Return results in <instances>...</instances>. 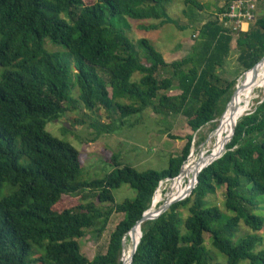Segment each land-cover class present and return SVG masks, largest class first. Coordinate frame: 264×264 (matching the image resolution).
Instances as JSON below:
<instances>
[{"label": "trees", "instance_id": "obj_1", "mask_svg": "<svg viewBox=\"0 0 264 264\" xmlns=\"http://www.w3.org/2000/svg\"><path fill=\"white\" fill-rule=\"evenodd\" d=\"M232 1L201 27L193 55L168 64L147 40L140 41L143 56L137 51L128 19L178 26L167 11L171 0H95L91 5L85 0H0V264H122L123 241L151 207L160 184L179 176L194 137L186 138L182 154L164 170L138 172L113 156L114 171L84 181L79 151L48 133L47 123L76 109L78 102L89 112L108 114V125H91L106 133L147 109L163 117L184 116L193 133L218 119L227 121L247 102L235 95L226 110L237 82L223 83L218 73L233 42L243 74L264 57V11L235 39L218 19ZM186 4L203 10L198 0ZM48 44L61 50L51 51ZM168 69L174 70L171 77L158 76ZM175 82L181 93L172 96ZM224 148L226 153L201 172L190 197L142 225L133 264H217L205 235L227 264H264V239L258 234L264 215L257 210L264 202V100L238 120L232 141L227 137L219 151ZM193 183L194 177L189 188ZM123 185L136 196L116 203L114 191ZM223 187L224 209L231 217L208 201ZM114 214L123 219L106 253L88 259L79 241L87 230L101 235ZM241 225L253 233L238 237Z\"/></svg>", "mask_w": 264, "mask_h": 264}, {"label": "rangeland", "instance_id": "obj_2", "mask_svg": "<svg viewBox=\"0 0 264 264\" xmlns=\"http://www.w3.org/2000/svg\"><path fill=\"white\" fill-rule=\"evenodd\" d=\"M198 1L202 5L203 10H198L186 4V0H171L167 11L169 16L177 22L178 26L172 24L160 26V21L155 20L134 21L128 19L130 27L128 36L135 43L137 51L143 56L144 49L140 45V41L147 40L163 55L168 64L181 61L193 55L201 42L199 30L212 19L213 14L218 9L223 8L226 4V0ZM94 2L95 0H85L87 5H91ZM263 11L264 0H257L256 16H260ZM151 25L159 27L157 30H144L142 28L144 26L150 27ZM48 48L51 51L61 50L60 48L53 47L51 44H48ZM237 58L238 51L235 48V42H233L231 56L225 67L219 70L218 75L223 83L237 82L238 90L236 97L239 98L242 94L243 97L247 98V101L249 98L251 99L248 110L250 113L253 107L258 104V101L264 100V90L258 89L257 79L259 75L257 71L253 73L251 85L248 87L250 74L247 73L243 78L242 69L238 65ZM173 71V69L161 70L158 76L160 78L171 77ZM139 77L137 75L136 79ZM223 83L221 84L222 86H224ZM109 91L111 92V89ZM79 93V90L75 89L72 94L77 101ZM180 93L178 83L175 82L174 88L169 94L173 96ZM246 104L247 102L239 107L237 111L247 107ZM75 106L77 107L76 109L71 108L70 111L61 115L57 120L49 121L46 130L54 138L71 144L79 151L83 165L82 180L84 181L101 179L114 171L113 156H117L123 166H130L138 172L164 170L168 168L172 157L175 158L182 154L188 136L194 137L191 153L193 152L194 158H198L194 165V169H197L199 163H203L199 161L201 153H205L203 155H206L212 151V142L209 140L212 133L217 131L219 138H221L226 130V121L218 119L204 127L200 132L193 133L187 125V119L184 116L163 117L156 115L152 109H147L141 114L128 118L124 126L115 127L110 133L99 132L96 129H92L91 125L95 121L101 125H108L111 122L108 114L104 110L89 112L80 102ZM229 107L230 105L227 110ZM118 118V115L114 116L116 125L119 126ZM170 136L179 137V140H174ZM205 159L207 158L205 157ZM205 159L204 161H206ZM184 187H186L185 184H183ZM160 190L163 193L157 208L161 207L167 199L171 200L174 196V188L170 186V182H167L165 185L163 184ZM85 195L88 196L89 200L94 199L93 195L88 191ZM135 196V191L128 185H123L120 189L114 191L116 203L133 199ZM225 199V188L223 187L218 189L216 195L210 196L208 201L210 204L220 207L223 213L231 217L233 214L224 209ZM260 200L263 202L264 197L260 198ZM257 210L264 215V202ZM182 215L186 218L189 214L186 210H183ZM122 219V215L114 214L107 229L101 235L94 229L87 230L84 238L79 241L82 253L90 260L99 252L106 253L110 235ZM248 233L252 234L253 232L245 225H241L238 237H244ZM258 234L264 239V230ZM205 246L210 251L215 263L227 264L225 257L213 248L209 235H205ZM124 264H127L125 260ZM241 264L248 263L242 262Z\"/></svg>", "mask_w": 264, "mask_h": 264}, {"label": "bare ground", "instance_id": "obj_3", "mask_svg": "<svg viewBox=\"0 0 264 264\" xmlns=\"http://www.w3.org/2000/svg\"><path fill=\"white\" fill-rule=\"evenodd\" d=\"M256 71H257V73L259 75V77L257 79V86H258V89L262 91V90H264V80H263V77H264V72H263L264 71V63L259 65ZM249 74H250V81H249L248 87L251 85L252 75H253L251 72H249ZM250 100L251 99L249 98L248 101H247V104H246L247 107L239 109L234 115H231V116L228 117V119L226 121V130H225V132H224V134H223V136L221 138H219V135H218L217 131L212 133V135L210 136L209 140L212 142L211 150H212L213 154L216 155L217 153L220 152L219 150H220L221 145L227 139V137L229 138V136L232 133V130L234 128V125L248 111L249 105L251 103ZM204 157L205 156H203V159H204ZM197 159L198 158L192 157L190 159L189 163L185 165L182 175L179 178L175 179L173 182H170V186L174 188V190H173L174 191V196H173L172 199L180 198L182 196L184 191H186L189 188L190 183L192 181V178L195 177V174L197 173V170L200 167H202L204 165V163L206 162V161H204L202 164L199 163L197 169H194V165L196 164ZM202 161L203 160H200V162H202ZM183 184H185L186 187L183 188ZM162 193L163 192L161 190L157 191L155 199H154V204H153L150 212H155L158 209L157 206H158V203L160 201V198L162 197ZM140 230H141V227L137 229L136 235L130 236V238L125 243L124 260L127 262V264H130V258H131L130 252L132 251L133 243L136 240L139 239V231Z\"/></svg>", "mask_w": 264, "mask_h": 264}, {"label": "water", "instance_id": "obj_4", "mask_svg": "<svg viewBox=\"0 0 264 264\" xmlns=\"http://www.w3.org/2000/svg\"><path fill=\"white\" fill-rule=\"evenodd\" d=\"M262 63H264V57H263V59H262L257 65H255L252 69H250L249 71L245 72V73L243 74V78H244V76L247 75L248 72H251L252 74L255 73L256 70H257V68H258V66L261 65ZM238 84H239V83H238ZM237 90H238V85H237V87H236V90H235V92H234L232 98H231V101H230L229 104L227 105V108H228V106L232 103V101H233L235 95L237 94ZM227 108H226V110H227ZM248 110H249V109H248ZM244 115H249V112L247 111ZM244 115H243V116H244ZM236 126H237V123L234 125V128H233V130H232V133H231V135H230V137H229V142L232 141V139H233V137H234V135H235V129H236ZM225 148H226V147H225ZM225 148H224L222 151H220L219 153H217L216 155L213 154V153H208V154L206 155V158H207L208 161L206 160V162L204 163V165H203L202 167H200V168L197 170V173L195 174V177H194V183H193V185H192L190 188H188L186 191H184V193L182 194V196H181L180 198H176V199H172V200L167 199V200L164 202V204H163L161 207H159L155 212H150V210H151V208H152V206H153V204H154V199H155V196H156V193H157L158 190L156 191L155 196H154L153 201H152V204H151V207H150V208H149V209L143 214L142 218L136 223V225L131 229V231H130L129 234H128V236H134V235H136L137 229L141 227V230L139 231V239L136 240V241L133 243V248H132L131 258H130V264H133L135 254H136V252H137V250H138V247H139V245H140V243H141V239H142V237H143V233H142V225H143L144 223H146V222L157 220L161 215H163L164 213H166L167 211H169L170 208H171L173 205H175V204H177V203H179V202H181V201H184V200H186L188 197H190V196L192 195L193 191L195 190L197 184L199 183V175L201 174V172H202L204 169H206L207 167H209L210 165H212L216 160L220 159V158L226 153ZM203 154H205V153H201V155L199 156V160H203ZM192 157H193V152L190 154L188 160H190ZM188 160H187V161H188ZM184 167H185V166H183V168L181 169V172H180V174H179V176H178L177 178H179V177L182 175L183 170H184ZM177 178H176V179H177ZM174 180H175V179H167L166 182H173ZM122 247H123V252H122V259H121V261H122V264H124V256H125V255H124V253H125V240H124L123 243H122Z\"/></svg>", "mask_w": 264, "mask_h": 264}, {"label": "built area", "instance_id": "obj_5", "mask_svg": "<svg viewBox=\"0 0 264 264\" xmlns=\"http://www.w3.org/2000/svg\"><path fill=\"white\" fill-rule=\"evenodd\" d=\"M256 13L257 0H233L227 10L218 15V19L225 33L237 38L241 32H247L255 23ZM163 184H160V188Z\"/></svg>", "mask_w": 264, "mask_h": 264}]
</instances>
